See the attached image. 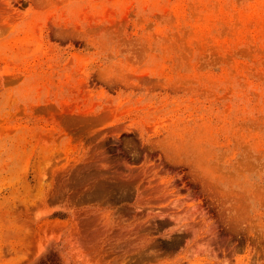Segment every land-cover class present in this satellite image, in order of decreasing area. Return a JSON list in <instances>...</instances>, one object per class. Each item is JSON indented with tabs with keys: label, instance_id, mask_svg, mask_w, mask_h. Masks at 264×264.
Here are the masks:
<instances>
[{
	"label": "rangeland",
	"instance_id": "obj_1",
	"mask_svg": "<svg viewBox=\"0 0 264 264\" xmlns=\"http://www.w3.org/2000/svg\"><path fill=\"white\" fill-rule=\"evenodd\" d=\"M0 264H264V0H0Z\"/></svg>",
	"mask_w": 264,
	"mask_h": 264
},
{
	"label": "bare ground",
	"instance_id": "obj_2",
	"mask_svg": "<svg viewBox=\"0 0 264 264\" xmlns=\"http://www.w3.org/2000/svg\"><path fill=\"white\" fill-rule=\"evenodd\" d=\"M120 177H121V176H120ZM90 222H92V221H90ZM84 225H85V224H84ZM80 228H81V227H80ZM89 229H90V227H89ZM71 232H72V230H71ZM97 232H98V231H97ZM101 232H102V231H101ZM133 234H134V233H133ZM100 235H101V234H100ZM138 235H139V234H138ZM134 237H135V236H134ZM77 238H78V237H77ZM122 238H123V237H122ZM80 239H81V238H80ZM80 239H79V240H80ZM82 239H83V238H82ZM87 239H88V240H87ZM81 241H82V240H81ZM85 241H86L87 243H85ZM91 241H92V240H91V237L88 238V235L86 234V236L84 237V242H83V241H82V242L85 243L86 246H92V245H95L94 243H92L93 241H92V242H91ZM88 243H89L90 245H89ZM96 243H97V242H96ZM110 248H111V247H110Z\"/></svg>",
	"mask_w": 264,
	"mask_h": 264
}]
</instances>
